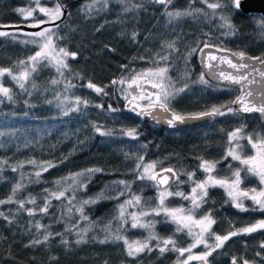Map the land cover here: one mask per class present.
I'll use <instances>...</instances> for the list:
<instances>
[{"label":"trees","instance_id":"16d2710c","mask_svg":"<svg viewBox=\"0 0 264 264\" xmlns=\"http://www.w3.org/2000/svg\"><path fill=\"white\" fill-rule=\"evenodd\" d=\"M215 2L222 0H172L167 11L193 14L170 20L165 5L153 0H54L39 5L30 0H0L2 27L45 21L38 12L28 21L17 10L55 8L59 3L65 20L51 27L55 52L58 55V49L65 48L76 54L75 58L68 57V68L62 75L47 62L38 65L25 89L7 74L3 76L12 100L0 95V200L12 196L13 202L0 204V212L8 217H0V264H181L187 258V252L180 256L176 251H159L157 245L163 247V239L172 238L181 248H188L192 240L187 229L177 232V225L163 212L156 215L151 211L159 206L161 190L139 178L142 168L154 164L157 171L172 169L178 179L169 191L187 195L188 188L195 186L193 181H203L207 176L199 167L203 161L216 164L212 175L217 178L231 177L235 168L244 167L227 156L237 143L229 142L230 133L242 130L238 143L244 146V157L253 151L248 137L253 143L264 140V122L259 117L228 113L227 108H234L232 102L240 95L236 88L214 85L205 77L207 84L199 82L202 72L198 56L205 44L264 59V16L237 10L230 17L233 33L226 34L228 29L221 27L220 17L229 15L230 9H216L213 15L214 10L207 5ZM0 32L8 33L0 36V68L18 75L24 68L20 62H28L40 50L39 43L26 41L39 38L24 35V30ZM158 68H167L175 88L187 84L185 91L171 100V110L193 116L217 107L225 115L198 126L169 130L130 112L120 81ZM89 82L103 92L97 94L88 88ZM133 129L135 138L126 134ZM49 164L54 167L42 171V166ZM95 168L102 171L85 172ZM36 172H41L39 178ZM81 172L85 175L74 183L71 177ZM190 173L194 174L191 180ZM119 181H125L127 187ZM17 184L22 187L13 196ZM252 187L262 186L257 177L247 175L241 188ZM59 191L65 195L59 199L51 196ZM101 192L104 199L83 204ZM136 196L140 202L130 210L149 213L143 216L155 225L158 239L151 242V251L129 256L123 239L111 237L147 242L140 227L132 228L133 214L124 210L123 218L120 215V206ZM173 196L166 207H186L185 199ZM32 198L35 204L30 202ZM20 201L24 202L23 209ZM49 201L47 212H40ZM204 201L194 210L195 218L210 214L215 220L211 231L216 235L264 220V212L235 208L222 188H209ZM244 203L252 207L250 200ZM80 207L83 214L77 211ZM26 209H34L35 215L29 216ZM48 233V241L33 243L43 241ZM106 237L108 241L101 243ZM209 241L214 244V237ZM262 244L264 229L231 237L213 251L208 264H232L234 258L236 264L245 260L264 264ZM188 264L199 263L191 260Z\"/></svg>","mask_w":264,"mask_h":264},{"label":"snow or ice","instance_id":"6c2138e0","mask_svg":"<svg viewBox=\"0 0 264 264\" xmlns=\"http://www.w3.org/2000/svg\"><path fill=\"white\" fill-rule=\"evenodd\" d=\"M106 3L107 0H104ZM154 3L164 4L166 7V15L169 17L170 20L178 19L180 17L189 16L193 13L191 11H167V5L172 3V0H153ZM35 3L39 5L40 0H35ZM208 8L214 10L213 15H215L216 9H230L229 15H221V19L223 23L221 27L227 28L228 33H233V24L230 22V17L234 14L237 10L241 8V0H222V2H215L209 3ZM20 15L24 16L25 19L28 17H32L33 13L36 9L25 10L23 8L17 10ZM39 12L46 15L49 20H58L63 15L64 12L62 7L59 3L56 4L55 8H44L40 7ZM264 19V17H262ZM40 23H44V21H40L39 23H32L28 25L29 27H39ZM8 35V33L0 32V36ZM32 37L39 38V41L33 39L31 41H26L30 43H39L40 50L35 53V55L28 58V62L21 61L20 64L24 65V68L20 71L18 75L13 74L11 69L7 68H0V78H2L5 74H7L16 84L21 88L25 89V82L31 76L32 72H35L37 66L43 62H47V64H51L56 68L58 73L63 74V69L68 68L67 59L69 56L75 58V53H69L65 48H59V56L53 55L55 50V43L53 37L55 33L52 32L50 29H44L40 32H33L27 33ZM59 39V37H56ZM210 45L205 44V47H209ZM171 47V45H169ZM195 49H193V52ZM202 51V50H201ZM233 56L238 58V62H234L233 59L227 56L217 57L215 55H209L207 57V63H205V67L209 69V75L212 76L213 79H222L227 81L230 85L237 86V90L240 92V95L236 97V99L232 102L238 107L232 108L228 107V113H232L234 115H239L240 113H251V112H259L264 115V69L258 67V65H264V59L260 57L254 58L257 63H249V60L253 59L251 57H247L246 54L241 51L238 53H232ZM166 59V57L164 58ZM30 62V63H29ZM212 62H217L218 64H226L228 68L232 69V71H223L220 70L218 73L215 71L216 65ZM167 68H158L155 71L149 69L145 73H141V76L151 75L156 78L157 82L152 83V87L154 89H158V91L147 94L145 92H141L140 95H133L132 100H149L147 108L140 107V111L137 113L138 115H151L153 119H156L159 122V119L165 118L161 116V113L168 114L169 116L166 117V122L169 126H175L177 122L184 123L186 119H199L202 117H213V116H223L225 115L224 111H221L220 108L213 107L211 111L201 112L194 114L191 117H185L182 114H178L175 111L171 110V100L175 99L180 93L184 92L187 88V84L181 88H175L172 84L170 78L167 76ZM257 76L260 78L259 81L257 80ZM124 81H120L123 83ZM199 82L202 84H207L208 81L204 79V74L202 73L199 77ZM55 83V81H54ZM113 83H117V81H113ZM135 84L137 87H141L140 84L137 83V77H133L131 79V83L129 87L131 88L132 85ZM258 85V86H256ZM88 88L93 89L97 94L103 92L102 88L97 87L95 84L89 82L87 85ZM106 94V93H105ZM0 95L6 97L8 100H12L11 90L7 87H4L2 83H0ZM154 97V99H152ZM251 98V99H249ZM131 102V101H130ZM87 104V102H84ZM98 107H102V105H97ZM136 107H139L138 105ZM135 110V108L133 109ZM158 110V111H157ZM100 131L99 128L96 129ZM241 129H236L234 132L229 134V142L237 141L236 146L234 148H230L227 152V156H230L232 160L238 161L240 165H243V168L237 167L234 171L231 172V177L226 178H217L216 176L212 175V173L216 170V164L209 161H203L199 167L203 169V171L207 174L206 178L203 181H193L195 184L194 187L191 189V195H185V193L181 191L171 192V191H161L159 196V206L157 208H153L151 211L156 215H160L163 212L167 217L171 218V221L177 225L176 231L180 232L184 229H187V233L189 236L193 237L192 244L189 245L188 248H181L176 246V242L172 238L163 239L161 247L159 244L157 247L161 253L165 251H176L183 256L186 252L189 253L187 258L181 262V264H188L189 261L195 259L199 261H203V264H208V257L212 254L213 251L223 247L224 243L228 241L231 237L241 235V234H250L256 232L258 230L264 229V220H260L255 224L250 226H246L240 228L238 230L229 231L227 235H216L211 231L212 225L215 224V220L212 219L211 215H204L200 219H195L192 213L195 209L201 207V204L204 203V198L208 195V188L209 187H216L219 186L223 188L227 193L229 201L231 204L237 208L241 212H248V211H260L264 212V140H258V143H253L251 137H248V143L251 144L253 149L257 150L256 155H250L247 157L242 156V152L244 150V146L238 143L239 139L241 138ZM101 135H111V133L101 132ZM128 136L135 138V130H129L126 133ZM2 135V133H0ZM142 159V158H141ZM30 163H35L31 161ZM49 167H54V165H47L42 166V171H47ZM141 165L137 164V168H140ZM154 164H149L144 166V172L139 176L140 179H149L156 181L158 185H165L168 183V177L164 176L161 179H158L156 174L150 172L151 169H154ZM16 169H13L15 171ZM102 171L99 168L95 169H87L85 172L87 173H94ZM166 172H173L172 169H165ZM245 172L246 175L242 177L241 173ZM85 172L77 173L71 179L75 183L78 181L80 176L85 175ZM36 177L39 178L41 172L35 173ZM175 176L176 173L173 172ZM194 174H189V179H192ZM247 175L255 176L259 180V185L262 187L256 188L252 187L249 189H242L241 185L245 179H247ZM59 185L61 181H56ZM120 184H127L125 181H119ZM22 185L17 184L13 189L12 193L13 196L15 195L16 191L20 189ZM65 195V191H59L51 193V196L59 199ZM179 196L185 200H190L192 204L191 209H184V208H169L165 206V199L168 196ZM104 193L101 192L96 195L95 198L84 200L83 204H94L97 203L99 200L104 199ZM47 199V198H46ZM250 200L252 202V207L249 208L245 206L244 201ZM13 197L9 196L8 199L0 200V204L4 203H12ZM32 204H35L36 201L34 198L30 200ZM139 203L140 197H134V201L130 200L127 203ZM20 208L23 209L24 202L20 201ZM50 206V201L45 203L43 207L39 208L40 212H47L48 207ZM29 216L35 215L34 209H26ZM81 214H83V207L77 209ZM147 212H142L141 215H148ZM120 215L121 218L124 216V205L120 206ZM0 217H4V219H8L7 216L3 212H0ZM132 228H146V229H154L155 225L152 222L147 223H140L139 218L136 215L132 216ZM37 228L41 226L39 224L36 225ZM194 229H198V231H194ZM51 233L45 234L43 237V241L35 240L33 241L34 244L43 243L48 241L49 236ZM208 237H214L215 243L209 245L207 242ZM114 240H121L123 239L124 244L127 247V255L129 256H136L141 252H144L146 249L151 251L152 249L149 248L147 242L141 241H134L130 243L126 238L122 236H115L111 237ZM150 239H158L153 231L149 232ZM109 237H106L105 240L100 241L101 243L107 242ZM67 243V241H63ZM82 242V240H78L77 243ZM203 244L205 249H207L201 255H192L191 251L193 248L197 247L198 245ZM171 245V248H169ZM264 248V244L261 245ZM260 255V253H257ZM232 264H236L235 258L232 261ZM244 264H248V261H244Z\"/></svg>","mask_w":264,"mask_h":264},{"label":"water","instance_id":"95a60500","mask_svg":"<svg viewBox=\"0 0 264 264\" xmlns=\"http://www.w3.org/2000/svg\"><path fill=\"white\" fill-rule=\"evenodd\" d=\"M240 11L245 14V15H249V14H259V15H262L264 16V0H241V8H240ZM65 20V16L56 21V22H52V23H46V24H43L39 27H29V26H8V27H0V30H6V31H12V30H24L26 32H39L41 31L43 28H46V27H55L59 24H61L63 21ZM232 53L234 52H231V51H227V50H219L217 48H212V47H206L204 48L200 54H199V61H200V67H201V70L205 76V78L211 82L212 84L214 85H217V86H222V87H229V88H236L237 89V86H234V85H230L227 81H224L222 79H213L212 76H210L208 73H209V69H207L205 67V63H207V57L209 55H215L217 57H221V56H227L231 59H233L234 62H238V58L233 56ZM247 57H251V56H248L246 55ZM253 58V57H251ZM213 64L216 65V68H215V71L218 73L220 70H223V71H232V69L228 68V66L226 64H218L217 62H212ZM249 63H257L256 60L253 58L251 60H249ZM258 67H261L262 69H264V65H258ZM259 77L257 76V80L259 81ZM258 86V85H256ZM251 99V98H249ZM131 101V102H130ZM127 102V109L132 112L133 114H135L136 116H138L139 118L141 119H144V120H149L153 123H156L166 129H169V130H175V129H183V128H189V127H193V126H198V125H201V124H204L210 120H212L213 118H215L216 116H213V117H202V118H199V119H186V121L184 123H179L177 122L175 124V126H169L166 122V117L170 115V113L168 114H164V113H161V116L162 117H165V118H162V119H159V122L156 120V119H153V117L151 115H144V116H141V115H138L137 113L140 111V107H143V108H147V105L143 104L141 100L139 101H133V100H130ZM139 106V107H136V106ZM238 107V105L234 104V108ZM135 108V110H133ZM158 111V110H157ZM239 115H242V116H257L259 117L263 122H264V115H262L261 113L259 112H251V113H240ZM185 117H191V116H185ZM164 176H167L169 179H168V183L165 184V185H159L160 189L161 190H167L169 189L171 186H173L177 180V177L176 175L174 176L173 175V172H161L157 177L158 179H161L163 178Z\"/></svg>","mask_w":264,"mask_h":264},{"label":"rangeland","instance_id":"374dc122","mask_svg":"<svg viewBox=\"0 0 264 264\" xmlns=\"http://www.w3.org/2000/svg\"><path fill=\"white\" fill-rule=\"evenodd\" d=\"M30 1H33V2H35V0H30ZM54 0H40V3H46V4H51L52 2H53ZM201 1H204V0H201ZM39 3V4H40ZM40 7H43V6H36V11L35 12H38V13H40V14H42L43 16H45V21H44V23H40L39 24V26H41V25H43V24H45V23H48V22H54V21H56V20H49V18L46 16V15H44L43 13H41V12H39V8ZM44 8H49V7H44ZM35 12L33 13V16L32 17H28L26 20H28V21H32L33 20V18H34V14H35ZM61 19V18H60ZM36 23H39V22H36ZM44 29H50V30H52V28L51 27H46V28H43V30ZM42 30V31H43ZM24 35H27V33H33V32H26V31H24V32H22ZM28 36H30V35H28ZM56 47H55V50H54V52H53V55H56ZM56 56H59V54L58 55H56ZM147 72V71H146ZM143 73H145V72H143ZM137 77V83L138 84H140L141 85V87H137L135 84H133L132 85V87L130 88L129 87V84L131 83V80H129V81H124L121 85H123L124 87H125V89H126V94H125V97H126V99L128 100V101H130V100H132V96L133 95H139V93L141 94V92H145V93H147V94H152V93H154V92H156V91H158V89H154L153 87H152V83H154V82H157L156 81V78L154 77V76H151V75H147V76H141L140 74L139 75H137L136 76ZM0 83H2L3 84V86H4V81H3V77L2 78H0ZM152 99H154V97H152ZM143 102L144 103H149V100H143ZM240 140V139H239ZM233 143H236V141H232ZM256 143H258V142H256ZM235 147V145L232 147V148H234ZM257 154V150L256 149H253V151H252V155H256ZM146 166V165H145ZM144 172V167L142 168V173ZM150 172L151 173H153V174H156L157 176L161 173V172H164V170L163 171H157L156 170V168L154 167V169H151L150 170ZM173 172H175V171H173ZM145 180L146 181H148V182H152V183H155V185L159 188V190H161L160 189V187H159V185L157 184V182L156 181H153V180H149V179H147V178H145ZM217 188H220L219 186H216ZM216 187H212V188H216ZM209 188H211V187H209ZM208 188V189H209ZM191 189H192V187H189L188 188V190H189V194H187V195H191ZM223 189V188H222ZM161 191H164V190H161ZM167 191H169L168 189H167ZM208 191V190H207ZM174 196H168L166 199H165V203L167 202V200L168 199H170V198H173ZM185 202H186V207H183L184 209H191L192 208V204H191V201L190 200H184ZM136 206H137V203H135V202H133V203H129V204H126V205H124V210H128L125 214H133V215H136L138 218H139V222L140 223H147L146 221H145V217L143 216V215H141V214H139V213H137L136 211H131L130 209H136ZM196 210V209H195ZM192 215L194 216V218H195V213L193 212L192 213ZM195 219H197V218H195ZM133 221V220H132ZM169 221H171V220H169ZM151 222V221H150ZM172 222V221H171ZM141 230L146 234V239H147V243H148V245H149V248H151V242L153 241V240H155V239H150L149 238V232L150 231H153L154 232V229H146V228H141ZM185 230V229H184ZM194 231H198V229H194ZM155 235H156V233H155ZM188 236V235H187ZM189 238H190V240H192V242H193V237L192 236H189ZM207 242H208V244L209 245H211L210 244V241H209V237L207 238ZM201 250H207V249H205V247H204V245L203 244H200V245H198L197 247H195V248H193L192 249V251H191V254L192 255H201V254H203L204 252L203 251H201ZM213 253V252H212ZM187 255H189V253H187ZM209 258V257H208ZM194 261H197L199 264H203V261H199V260H195V259H193Z\"/></svg>","mask_w":264,"mask_h":264},{"label":"bare ground","instance_id":"6f19581e","mask_svg":"<svg viewBox=\"0 0 264 264\" xmlns=\"http://www.w3.org/2000/svg\"><path fill=\"white\" fill-rule=\"evenodd\" d=\"M64 16H65V15H64ZM64 16H63V17H64ZM63 17H62V18H63ZM62 18H61V19H62ZM212 48H213V47H212Z\"/></svg>","mask_w":264,"mask_h":264},{"label":"flooded vegetation","instance_id":"af4514ba","mask_svg":"<svg viewBox=\"0 0 264 264\" xmlns=\"http://www.w3.org/2000/svg\"><path fill=\"white\" fill-rule=\"evenodd\" d=\"M139 95H140V93H139Z\"/></svg>","mask_w":264,"mask_h":264}]
</instances>
